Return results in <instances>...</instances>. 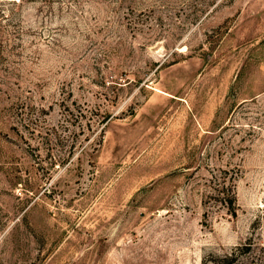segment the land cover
<instances>
[{"label":"rangeland","instance_id":"obj_1","mask_svg":"<svg viewBox=\"0 0 264 264\" xmlns=\"http://www.w3.org/2000/svg\"><path fill=\"white\" fill-rule=\"evenodd\" d=\"M0 264H264V0H0Z\"/></svg>","mask_w":264,"mask_h":264},{"label":"trees","instance_id":"obj_2","mask_svg":"<svg viewBox=\"0 0 264 264\" xmlns=\"http://www.w3.org/2000/svg\"><path fill=\"white\" fill-rule=\"evenodd\" d=\"M225 190H226V193L229 194V197H226V199H228V201L233 204L234 200H235V195L233 193V189L232 188L230 189V188L226 187V188H224V191ZM219 192H220V189L218 190V193H216V196H218ZM246 250H251V247H248V249H246Z\"/></svg>","mask_w":264,"mask_h":264}]
</instances>
